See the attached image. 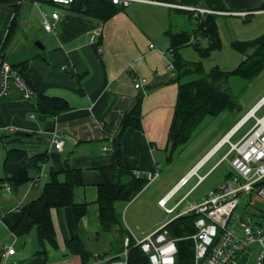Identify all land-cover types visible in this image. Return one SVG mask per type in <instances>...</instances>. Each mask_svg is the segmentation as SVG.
<instances>
[{
	"label": "crops",
	"instance_id": "obj_1",
	"mask_svg": "<svg viewBox=\"0 0 264 264\" xmlns=\"http://www.w3.org/2000/svg\"><path fill=\"white\" fill-rule=\"evenodd\" d=\"M161 1L183 5L194 2ZM263 2L221 0L223 9H215L225 13H216V19L217 16L230 19L228 25L232 36L224 42L218 27L221 48L201 59L206 71L213 66L231 70L220 65H237L243 59L239 52L233 49L235 53L232 54L225 48H231L232 41L250 39L264 32V9H260ZM43 3L49 6V14L41 8ZM33 8L39 14L38 24L30 21ZM111 10L112 14L104 19L49 2L36 5L30 1H18L14 7L0 4V49L11 27L9 40L3 48L2 63L15 69L34 93L33 97L23 98L11 85L8 95L0 99V145L3 146L0 175L8 149H23L29 156L45 155L41 168L45 175L38 181L30 179L15 191L6 183L0 186V264H92L96 255L124 260V235H129L132 240L141 239L184 214L190 205L216 189L230 173L228 161L222 159L229 145L226 142L221 144L222 140L230 135V142H236L254 123L252 117L242 121L259 105L264 93L246 108L241 107L244 112L230 118L226 127L201 135L198 140L207 137L206 134L212 138L183 174L166 173L163 166L192 140L177 149H172L168 141L178 84L185 77H177L167 33L185 30L186 16L193 17L178 7L143 2H133L123 8L111 6ZM43 12L49 21H53L51 12L58 14L52 31L42 26ZM186 21L191 25V21ZM26 29L32 35H20ZM19 40L24 41V48L21 53L13 55ZM36 40L41 42L42 48L34 45ZM201 43L205 44V40ZM188 47L179 50L183 59L199 60L194 48L190 46L193 48L191 52ZM137 78L145 79L141 88L134 87ZM140 94V128L130 126L124 130L122 164L136 177L146 178L147 183L132 199L113 202L118 223L109 230H102L97 204V187L102 182L99 168L114 163L112 139L122 114L130 109ZM37 95L63 99L67 109L52 117L41 113L36 107ZM261 107L255 111L257 117L262 116L256 114ZM238 112L240 110L234 114ZM212 120L210 118L208 123ZM250 120H253L252 125L243 130ZM52 131L62 139L60 149L54 146ZM224 146V152L200 174L199 169ZM224 162L229 169L224 172L223 179L190 199L214 168ZM66 163L82 171L84 184L74 188L73 201L84 204L85 211L75 220L71 206L51 208L54 230V241L51 242L40 238L37 226L29 222L22 207L39 196L50 169L61 171ZM193 171L196 174L180 185L181 179ZM34 172L30 170V175ZM193 176L195 182L192 186L176 197ZM198 176L203 177L201 181ZM58 177L63 179L62 174ZM164 198L165 207L172 209L170 213L159 203ZM174 212L173 216L169 215ZM8 246L13 247L14 253L4 257Z\"/></svg>",
	"mask_w": 264,
	"mask_h": 264
},
{
	"label": "trees",
	"instance_id": "obj_2",
	"mask_svg": "<svg viewBox=\"0 0 264 264\" xmlns=\"http://www.w3.org/2000/svg\"><path fill=\"white\" fill-rule=\"evenodd\" d=\"M0 4L13 7L17 5L15 0H0ZM207 5L212 9H223L221 0H207ZM111 6L118 5L110 0H78L68 7L86 15L105 19L112 14ZM118 7L123 8V6ZM260 9H264V2ZM188 13L194 19L190 29L167 33L177 77H185V80L178 84L168 132V141L172 149L190 142L205 117H214L225 111H239L240 107L229 87L231 77H237L248 83L264 69V32H262L250 39L231 42V48L243 55V59L235 68L222 70L218 66H213L206 71L201 59L207 58L212 52L221 48L216 15L206 13L194 16L191 12L188 11ZM10 31L11 27L0 49V65L3 48L9 40ZM201 40H205V44H202ZM186 46L194 48L199 60L183 59L179 50ZM189 76L190 78H187ZM141 101L140 94L135 98L130 109L121 116L117 133L112 139L114 163L109 167L99 168L102 182L97 187V204L102 230H109L118 223L114 215L113 202L132 199L147 183L146 178L136 177L122 164V134L127 127L140 128ZM35 102L39 112L51 117L67 109L63 99L47 95H37ZM44 161V154L29 156L23 149L6 150L2 162L0 186L6 183L11 190H17L19 186L32 179L30 170H34V173L39 172ZM59 174L63 175L62 180L59 179ZM83 184L82 171L71 168L67 163L61 171L50 169L48 180L44 183L39 196L22 207L29 222L37 226L41 239L54 241V230L50 218L51 208L71 206L75 220L84 214L85 205H78L73 201L74 188ZM195 218L196 215L193 213L182 214L167 224L169 235L177 238V262L187 264L193 262V242L189 236L195 231ZM126 264H150L147 256L132 239L127 250Z\"/></svg>",
	"mask_w": 264,
	"mask_h": 264
},
{
	"label": "built area",
	"instance_id": "obj_3",
	"mask_svg": "<svg viewBox=\"0 0 264 264\" xmlns=\"http://www.w3.org/2000/svg\"><path fill=\"white\" fill-rule=\"evenodd\" d=\"M30 1L39 5L49 2L54 5L69 6L78 0H18ZM97 1V0H85ZM113 4L126 7L133 2L163 4L178 7L191 12L194 16L206 13H225L210 8L207 0H194L193 3L183 5L161 0H110ZM43 14L42 26L47 31H52L58 19L56 12H51L53 21ZM145 79L137 78L135 88H141ZM11 85H14L23 98L34 95L32 89L25 83L15 69L8 64L0 65V99L8 95ZM264 105V97L259 105L250 111L242 122L254 118L252 127L236 142H230V135L222 140L221 144L228 143L227 152L222 159L229 163V175L216 187L208 191L196 204L190 205L184 212L196 215L194 220L195 231L189 236L193 241L192 264H264V211H238V206L243 197H247L246 204H250L251 195L254 194L264 199V114L260 117L255 111ZM52 140L56 149H60L63 142L56 131H52ZM196 174L195 171L180 181L183 185L188 178ZM43 169L32 175L33 181H38L44 176ZM203 177L198 176L201 181ZM166 198L159 201L167 212L171 208L165 207ZM1 218V212H0ZM167 222L143 238L134 240L141 251L147 256L150 264H187L177 262V239L169 235ZM240 229L241 234L237 233ZM131 237L123 236L124 260L110 257L95 256L92 264H126V255ZM14 253L12 246H8L3 253L6 257Z\"/></svg>",
	"mask_w": 264,
	"mask_h": 264
},
{
	"label": "rangeland",
	"instance_id": "obj_4",
	"mask_svg": "<svg viewBox=\"0 0 264 264\" xmlns=\"http://www.w3.org/2000/svg\"><path fill=\"white\" fill-rule=\"evenodd\" d=\"M15 1L16 3H18V0H15ZM41 8L49 14L50 8L48 5L43 3L41 4ZM38 16L39 14L37 10L33 8L29 16L30 21H32L33 23H37ZM232 19L234 20L236 18H232ZM186 20L191 21V25H189ZM216 20H217L220 34L223 37V41L225 42L228 38H230V36H232V31L229 29V25H228V22L230 21V19L217 16ZM236 20L238 21V19ZM225 21H227V23H225ZM179 22H182V20H180V17H179ZM193 22H194V19L188 18L186 16L185 21H184L185 28L186 29L191 28L193 26ZM37 24H34V25H37ZM31 33L32 32H30L29 29H26L24 32H21L20 35H32ZM24 45H25L24 41L22 40L16 41V45H15L16 51H14L13 55H16L17 53H21V49L24 48ZM188 48H189L188 51L193 52L192 47L189 46ZM225 49H227V51L232 54L235 53V51L232 48H229V46H227ZM222 51L224 53L225 51L224 48ZM226 59L227 57L225 58V60ZM206 63H207L206 66H208V62ZM220 66L233 69L236 66V64L233 65L230 63H224V65H220ZM187 78H190V76ZM229 87L234 95V99L236 100V102L238 103L240 107L239 109L240 112H238L236 115L234 114L235 111H232L233 113L229 111H225L215 117L207 116L205 120L201 122L198 129L196 130L198 131L200 129V131L197 132V136H193L191 142L188 145H186L183 149L178 150L177 154L173 155L171 160L167 162L165 166H163V168H165L166 173H170L172 175V174H176L179 172V174H183L184 171L189 167V165L193 164L196 158L198 157V155L205 149L207 142L208 140L212 138V135L210 136V134L209 135L206 134L207 137L201 138L200 140H198V138L201 137V135L207 133L209 130L210 132H213V131L217 132L218 130H220V128L226 127V122L230 118H232L233 116L234 117L240 116L244 112V108H246L249 104H251L261 94L264 93V69L248 83H245L244 81H242L241 79L237 77H231L229 80ZM241 107H244V108H241ZM256 114L258 116L261 114L263 115L264 106H262L261 109ZM210 118H213V120L210 123H208L210 121ZM252 123H253V120H250L246 124V126H244L243 130L249 128L252 125ZM243 130L241 132H243ZM2 148L3 146L0 145V151ZM225 148L226 146H224L215 155H213L212 158L204 166H202L199 169V173L200 174L204 173L216 161V159L224 152ZM228 169L229 168L227 166V163L225 162L215 167L214 170L209 174V176H207V178L202 182V184H200V186H198L196 190L190 195V199L193 198V196L197 195L198 193L202 192L204 189L206 190V188H208L210 185L214 186L218 184V182H220V180L223 179L224 172L227 171ZM194 182H195V177L193 176L191 180L187 184H185L183 188L176 194V197H180L188 188L192 186ZM247 200H248L247 197H243L241 199L240 204L238 206V211L240 213L244 214L246 211L250 213V212H255L258 210L264 211V199L263 198H260L252 194L249 205L246 204ZM175 212L169 215L173 216ZM237 233L241 234L240 229L237 230Z\"/></svg>",
	"mask_w": 264,
	"mask_h": 264
},
{
	"label": "water",
	"instance_id": "obj_5",
	"mask_svg": "<svg viewBox=\"0 0 264 264\" xmlns=\"http://www.w3.org/2000/svg\"><path fill=\"white\" fill-rule=\"evenodd\" d=\"M34 45H36L37 47H41L42 48V44L39 40L34 41Z\"/></svg>",
	"mask_w": 264,
	"mask_h": 264
},
{
	"label": "bare ground",
	"instance_id": "obj_6",
	"mask_svg": "<svg viewBox=\"0 0 264 264\" xmlns=\"http://www.w3.org/2000/svg\"><path fill=\"white\" fill-rule=\"evenodd\" d=\"M225 138H226V137H225ZM225 138H224V139H225Z\"/></svg>",
	"mask_w": 264,
	"mask_h": 264
}]
</instances>
